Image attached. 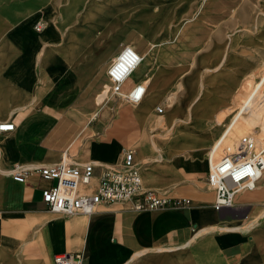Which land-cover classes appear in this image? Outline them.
I'll list each match as a JSON object with an SVG mask.
<instances>
[{
  "label": "crops",
  "instance_id": "0c3cea01",
  "mask_svg": "<svg viewBox=\"0 0 264 264\" xmlns=\"http://www.w3.org/2000/svg\"><path fill=\"white\" fill-rule=\"evenodd\" d=\"M130 13L135 14L139 30L134 39L129 36ZM144 15L133 0H0V123L14 124L12 131L0 132V264H54L53 255L64 251H81L82 264H264V217L248 230L224 229L234 223L247 225L260 211L264 182L246 196L249 200L239 196L233 207L217 211L212 206L213 190L195 185L192 177L201 173L205 180L208 161L207 168L201 162L190 169L172 162H157L150 168L156 162L151 160L163 159L160 154L144 158V163H151L142 169L133 145L124 146L125 141L134 144L140 137L128 138L120 131V116L112 118L111 124L105 122L107 116L98 118L115 95L109 90L107 68L123 45L142 56L124 82V92L142 81L146 86L143 100L152 92L150 81L162 77L155 73L157 62L162 64V50L155 48L157 62L150 50L144 51L145 41L155 35V26ZM44 16L48 26L36 32L34 23ZM144 25L153 29L145 39ZM179 47L178 53L184 55L186 49ZM223 47L213 38L204 55ZM197 70L202 71L199 63ZM184 81L181 78L174 84L165 102L176 109L183 98H192L187 111L192 120L193 103L200 105L203 93L192 95ZM157 103H164L163 97L152 108ZM92 120L97 122L91 125ZM164 125L165 117L160 116L149 133L159 127L167 134L169 128ZM83 133L88 135L84 139L88 146L79 139ZM254 138L264 144L259 136ZM126 147L134 150L144 188L159 191L161 184L184 183L185 191L159 192L188 198L190 204L134 211L127 204L103 203L92 214L65 217L50 212L41 198V189L54 181L37 174L29 175L26 182L9 176L15 163L46 165L64 156L78 164H115ZM99 172L100 167H95V176Z\"/></svg>",
  "mask_w": 264,
  "mask_h": 264
},
{
  "label": "rangeland",
  "instance_id": "374dc122",
  "mask_svg": "<svg viewBox=\"0 0 264 264\" xmlns=\"http://www.w3.org/2000/svg\"><path fill=\"white\" fill-rule=\"evenodd\" d=\"M133 2L145 11L144 19L155 26V35L145 41L144 51L150 50L149 54L157 62L155 48L162 50V64L157 62L161 66L156 65L155 71L162 77L150 81L148 88L151 85L152 92L141 102L130 104L117 97L113 103L120 101L121 104L111 110L107 103L98 118L107 116L105 122L111 124L112 118L120 116L121 124H124L118 125L121 126L120 131L128 138L135 134L137 139L140 137L137 143L132 144L130 140L124 144L133 145L138 152L140 167L146 168L151 161H156L150 168L158 165L157 162H172L173 166L180 165L183 169L197 168L201 162L207 168L209 156L217 158L232 151L242 135L259 136L264 142V0H172L167 5L159 0ZM135 18V14L130 13V39L137 37L139 32ZM152 30L144 25L143 39L151 35ZM213 38L214 43H222L225 48L220 50L221 53L208 50L209 54L204 55ZM179 46L186 49L184 55L178 53V50L184 51ZM193 52L195 54H191ZM198 63L202 71L195 73ZM181 78L192 95L197 91L203 93L201 104L193 103L195 116L192 120L187 118L192 98H183L176 109L168 107L165 102L166 95ZM108 85L110 90L109 80ZM160 97L164 103H157L152 108ZM157 106L164 108L162 114L157 113ZM160 116L165 117L164 128H169V132L162 134L157 127L149 133V128ZM96 122L92 120L91 125ZM118 135L125 139L121 133ZM86 136L83 133L79 139L82 145L88 146ZM160 154L161 160H151L149 164L143 161ZM200 175H192L194 184L211 189ZM263 182L264 177L252 190H245L236 198L240 196L249 200L250 197L246 196L258 190ZM161 185L158 190L168 194L187 189L184 183ZM180 195L190 197L186 192ZM262 217L264 204L247 225L234 223L224 229L248 230Z\"/></svg>",
  "mask_w": 264,
  "mask_h": 264
},
{
  "label": "built area",
  "instance_id": "2783aa9c",
  "mask_svg": "<svg viewBox=\"0 0 264 264\" xmlns=\"http://www.w3.org/2000/svg\"><path fill=\"white\" fill-rule=\"evenodd\" d=\"M46 25L43 19L34 23V30L41 32ZM142 62V56L132 46L123 45L109 63L107 77L110 91L128 103L141 101L146 90L144 82H137L124 92L122 86ZM158 113L163 107L156 108ZM14 129L10 121L0 123V132ZM95 167H100L97 176ZM264 172V144H257L250 134L242 135L232 151L218 158L208 157L205 182L214 192L213 208L217 211L235 205L237 193L252 190ZM37 174L54 184L41 189V198L46 208L57 215L69 217L74 214L89 215L100 204H127L131 210L186 207L190 200L185 197L169 196L157 190L143 187L139 167L134 160V150L122 149L121 160L115 164L85 162L77 164L62 157L50 165L26 166L15 163L10 177L17 182H26L29 175ZM81 251L57 252L54 264H82Z\"/></svg>",
  "mask_w": 264,
  "mask_h": 264
},
{
  "label": "bare ground",
  "instance_id": "6f19581e",
  "mask_svg": "<svg viewBox=\"0 0 264 264\" xmlns=\"http://www.w3.org/2000/svg\"><path fill=\"white\" fill-rule=\"evenodd\" d=\"M47 26H48V20H46V27H44L45 29L47 28ZM118 97V95H113L109 100H108V105L110 106V107H112L113 105H114V99L115 98H117ZM140 102V101H139ZM106 103V104H107ZM112 110V109H111ZM64 158H67V156H64ZM74 163H77V162H75V161H73ZM54 163H56V162H54ZM54 163H51V164H54ZM78 164V163H77ZM46 165H50V164H46ZM10 173H11V171H10Z\"/></svg>",
  "mask_w": 264,
  "mask_h": 264
}]
</instances>
